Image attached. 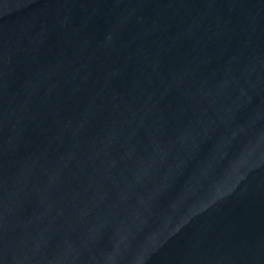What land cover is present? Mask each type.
Masks as SVG:
<instances>
[{
	"label": "water",
	"instance_id": "water-1",
	"mask_svg": "<svg viewBox=\"0 0 264 264\" xmlns=\"http://www.w3.org/2000/svg\"><path fill=\"white\" fill-rule=\"evenodd\" d=\"M0 264H264V0H0Z\"/></svg>",
	"mask_w": 264,
	"mask_h": 264
}]
</instances>
